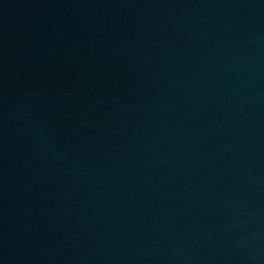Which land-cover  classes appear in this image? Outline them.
<instances>
[{
  "label": "water",
  "instance_id": "95a60500",
  "mask_svg": "<svg viewBox=\"0 0 264 264\" xmlns=\"http://www.w3.org/2000/svg\"><path fill=\"white\" fill-rule=\"evenodd\" d=\"M0 264H264V0H0Z\"/></svg>",
  "mask_w": 264,
  "mask_h": 264
}]
</instances>
